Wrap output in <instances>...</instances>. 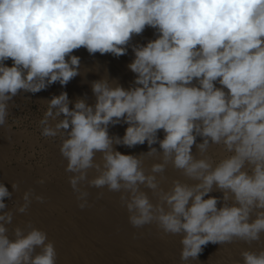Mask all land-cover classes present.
<instances>
[{
	"label": "clouds",
	"instance_id": "obj_1",
	"mask_svg": "<svg viewBox=\"0 0 264 264\" xmlns=\"http://www.w3.org/2000/svg\"><path fill=\"white\" fill-rule=\"evenodd\" d=\"M146 27L158 35L133 46L134 86L103 76L91 83L92 105L54 95L40 134L59 140L80 210L93 207L92 189H106L119 194L133 228L179 236L181 264L199 260L209 243L235 241L249 247L233 264H264V0H0V128L10 127L21 93L81 75L75 50L119 57ZM121 123L124 135H110ZM145 143L139 155L116 149ZM169 166L182 179L169 180ZM11 189L0 182V264H57L44 229L13 223L47 193L21 192L18 182Z\"/></svg>",
	"mask_w": 264,
	"mask_h": 264
},
{
	"label": "bare ground",
	"instance_id": "obj_2",
	"mask_svg": "<svg viewBox=\"0 0 264 264\" xmlns=\"http://www.w3.org/2000/svg\"><path fill=\"white\" fill-rule=\"evenodd\" d=\"M157 35L155 29L146 27L142 34L133 37L128 45L127 53L119 57L99 53L90 55L85 48L75 50L72 54L80 57L81 63L79 77L87 81V84L102 78L103 76H95L93 75L95 73L90 72L93 67H97L98 69L93 70H100V75L111 78L118 76L121 80H125V83L118 80V77L115 80L123 85L127 83V87L128 84L132 87L135 74L128 65L134 60L133 46L146 45L148 41L156 39ZM127 126L124 123L110 126L109 133L122 137ZM158 135L161 139L163 138L162 130ZM3 142V140L0 141V182L5 183L9 191H12L11 184L18 182L21 192L28 187H34L37 191L46 192L48 196L45 204L34 203L27 216L17 215L13 223L31 220L35 226L44 229L49 239L55 244L58 253L57 264H181L180 237L163 235L154 225L142 229L133 228L128 222L126 210L120 205L118 193L108 192L106 189H92L93 207L82 211L77 207L75 196L68 184L67 174L64 171L66 162L60 154L54 158L56 170L52 168L55 176L50 173L51 170L44 171L42 168L36 172L37 176L33 177L31 170H28L26 166L16 171L2 166V163L4 164L8 158L12 157H9L8 144ZM197 142H201L200 138H197ZM153 146L159 148L158 144ZM116 149L122 154L139 155L147 152L149 147L145 143L133 148L118 145ZM212 153L217 156V153H221V148L214 146L210 149V154ZM152 162L151 159L145 160L146 166ZM41 175L48 177L47 183L42 188L35 184ZM166 175L169 180L182 179L171 166ZM98 191L104 192L99 200L96 199ZM21 192L13 193L14 201L19 198ZM211 195L221 196V193L214 192ZM260 246L262 245L253 244L251 247L255 249ZM248 247L249 245L240 241L225 245L209 243L204 246L198 257L199 260L191 261V264H233L240 259L241 251Z\"/></svg>",
	"mask_w": 264,
	"mask_h": 264
},
{
	"label": "rangeland",
	"instance_id": "obj_3",
	"mask_svg": "<svg viewBox=\"0 0 264 264\" xmlns=\"http://www.w3.org/2000/svg\"><path fill=\"white\" fill-rule=\"evenodd\" d=\"M5 63L7 66L12 65L11 59L6 61ZM94 68L97 67H93V69ZM93 69H91L90 71L92 72V74L95 73L93 75L100 77L104 76L103 74L100 75V70H97V72L94 71L96 69ZM116 77H112L113 80L117 79ZM108 78L112 79L111 77ZM118 78V80H121L120 77ZM118 80L116 81L118 82ZM86 82L87 81H84L78 75L77 77L72 79L66 86H61L59 83H55L49 86L46 90H42L34 94L21 93L16 98H14L15 106L10 107V115L8 117V125L10 127L0 128V141L3 140V143L8 144V146H6L9 150V157L12 156L10 157L11 159L8 158V160L4 162V164L2 163V166L4 165V167L6 166L5 168L8 167L7 169H12V171L19 170L20 168L26 166L28 170H31V176L33 177L37 176L36 172H38L42 168L44 171L51 170L50 173L54 175L53 172L55 171H53L52 167H54V170H56V166H54V158H56L60 154L58 149L59 140L41 136L38 121L43 117V114L47 109V100H50L54 95H59L62 92H67L69 100L73 102L77 98L85 97L84 99H87L88 104H94L95 97H92L94 95L92 93L91 83L87 84ZM121 82L125 83V80H121ZM118 83L125 88L127 87V83L125 84L126 86L123 85V83H120V81ZM129 87L130 86L128 84L127 88ZM87 93L90 94V96ZM72 106L73 105H70V107ZM52 146L54 147V149ZM221 154L222 150L220 154L217 153V156H220ZM213 155L217 157L216 154ZM18 162L20 163L18 164ZM6 202L9 204V207L13 206L14 199L12 201H8L6 199L5 203Z\"/></svg>",
	"mask_w": 264,
	"mask_h": 264
}]
</instances>
